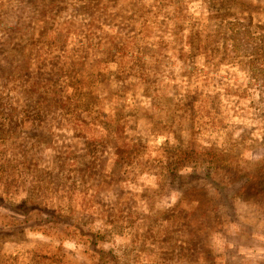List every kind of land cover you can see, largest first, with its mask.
<instances>
[{
    "label": "rangeland",
    "instance_id": "obj_1",
    "mask_svg": "<svg viewBox=\"0 0 264 264\" xmlns=\"http://www.w3.org/2000/svg\"><path fill=\"white\" fill-rule=\"evenodd\" d=\"M0 264H264V0H0Z\"/></svg>",
    "mask_w": 264,
    "mask_h": 264
},
{
    "label": "trees",
    "instance_id": "obj_2",
    "mask_svg": "<svg viewBox=\"0 0 264 264\" xmlns=\"http://www.w3.org/2000/svg\"><path fill=\"white\" fill-rule=\"evenodd\" d=\"M87 1H91V0H87ZM25 68V67H24ZM26 69V68H25ZM179 172H176L175 174L172 173V177L170 178V185L172 186V188L175 189V187H177L178 190H185L186 187L188 186V183L185 181V179H182V176H180L181 174H178ZM195 172H191V176H194ZM201 175L199 176L200 179L205 180V182H207L208 184H210L213 188H215L224 199H228L230 194L228 193L231 190V187H236L238 184H236V182L234 181L233 186L228 187L227 185H225V183L221 182L215 175L216 172H213L212 167H208V171H202L200 172ZM250 176H247L245 179H250ZM237 182H241L240 180H238ZM175 186V187H174ZM239 187V186H237ZM242 187V185H241ZM237 190V188H236ZM232 195V194H231ZM22 209H23V214L27 215L30 214L31 216L36 214L37 218H42L44 216H53L54 218V222L56 223L57 228H64L67 227L66 224H62L63 221H66V218H59L58 215L50 209L47 208H40L36 205H31V204H27L26 202L22 205ZM228 213H231V215H229L230 217L234 218V213L232 211H228ZM33 213V214H32ZM236 216V215H235ZM43 220H39V223H42ZM71 226V225H70ZM80 233L77 240L78 244H87V246H91L95 251L100 252V249L97 248L98 243L94 240H90V239H85L83 241H80L79 238H81L82 236L86 235L85 233H82L80 231H76L75 233ZM227 238H238L239 240H243L245 238H248L246 236H242L240 234L234 235V236H228ZM108 253V252H107ZM111 254V253H110Z\"/></svg>",
    "mask_w": 264,
    "mask_h": 264
}]
</instances>
